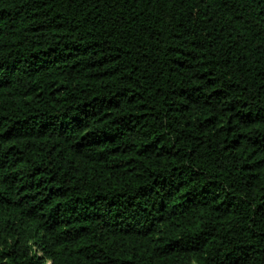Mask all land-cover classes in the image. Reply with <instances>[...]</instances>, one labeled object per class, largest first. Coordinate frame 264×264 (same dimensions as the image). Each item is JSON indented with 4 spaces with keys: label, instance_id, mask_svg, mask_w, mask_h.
<instances>
[{
    "label": "trees",
    "instance_id": "16d2710c",
    "mask_svg": "<svg viewBox=\"0 0 264 264\" xmlns=\"http://www.w3.org/2000/svg\"><path fill=\"white\" fill-rule=\"evenodd\" d=\"M0 264H264V0H0Z\"/></svg>",
    "mask_w": 264,
    "mask_h": 264
}]
</instances>
